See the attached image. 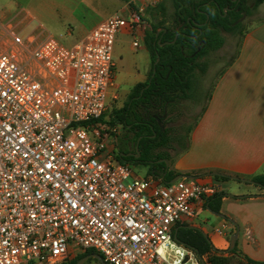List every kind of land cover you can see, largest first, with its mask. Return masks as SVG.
Wrapping results in <instances>:
<instances>
[{"label": "built area", "instance_id": "built-area-1", "mask_svg": "<svg viewBox=\"0 0 264 264\" xmlns=\"http://www.w3.org/2000/svg\"><path fill=\"white\" fill-rule=\"evenodd\" d=\"M144 24L116 14L69 48L0 32V264H64L87 250L106 264L193 261L175 227L219 184L136 178L110 146L122 126L100 121L118 99L117 36L130 27L138 48Z\"/></svg>", "mask_w": 264, "mask_h": 264}, {"label": "crops", "instance_id": "crops-1", "mask_svg": "<svg viewBox=\"0 0 264 264\" xmlns=\"http://www.w3.org/2000/svg\"><path fill=\"white\" fill-rule=\"evenodd\" d=\"M114 1L118 10L104 16L81 36L85 38L100 23L116 14L129 17L135 12L132 4L145 23L142 43L136 49L144 47L150 57L144 42L149 36L144 17L164 0H153L155 7H148L145 0ZM132 33L128 27L121 35L132 37L134 42ZM148 75L134 87L145 83ZM120 88L118 84V90ZM113 141L111 147H115ZM168 163L167 170L172 173L217 182L220 193L225 195L219 213L224 218L213 214L207 202L197 205L196 216L185 219L175 230L199 229L217 251H226L231 236L239 229L238 250L251 260L264 263V190L243 181L264 175V20L246 30L233 60L215 80L206 105L190 132L187 149ZM217 176H227L230 180L216 179ZM135 177L153 176L148 174V167H144Z\"/></svg>", "mask_w": 264, "mask_h": 264}, {"label": "rangeland", "instance_id": "rangeland-1", "mask_svg": "<svg viewBox=\"0 0 264 264\" xmlns=\"http://www.w3.org/2000/svg\"><path fill=\"white\" fill-rule=\"evenodd\" d=\"M174 2L164 0L162 6L145 14L144 19L149 27L147 34H153L156 28L160 31L162 26L176 30L178 20ZM115 4L114 0H0V32L13 26L24 31V34L35 37L34 45L52 36L69 48L84 38L81 35L85 30H89L104 16L116 12L118 8ZM245 8L246 17L239 26L229 33L219 31L220 41L216 44V49L207 52L195 63L186 98L179 92L172 98L173 102L165 103L163 99L157 105H148L147 110L137 107V115L142 121H150L164 132L165 141L155 142L153 145L152 159L160 157L171 162L181 151L187 149L190 132L206 105L215 80L233 60L246 30L264 20V0H247ZM145 40L146 37L144 42ZM113 61L116 82L121 88L115 91L118 99L110 102L108 112L124 107L134 84L149 74L144 82L148 81L151 69L147 50L144 47L134 48L133 38L122 36L121 33L117 36ZM106 120H110L109 115L105 117ZM113 145L119 152H133L136 136L130 129L119 128V135ZM133 169L135 174L140 175L144 167L133 166ZM192 256L193 261L188 264H202L194 251ZM203 259L208 264L207 257ZM85 264L99 263L89 259Z\"/></svg>", "mask_w": 264, "mask_h": 264}, {"label": "trees", "instance_id": "trees-1", "mask_svg": "<svg viewBox=\"0 0 264 264\" xmlns=\"http://www.w3.org/2000/svg\"><path fill=\"white\" fill-rule=\"evenodd\" d=\"M174 1L178 20L176 30L162 26L160 31L156 28L153 34L145 40V46L151 57V72L148 81L137 84L132 89L124 107L113 109L100 119L104 121L109 115L110 125H121L125 129H130L136 136L135 149L131 152L132 157L124 158L122 154L125 152H119L120 162L132 166L148 167L149 175L160 177L164 182H170L178 176L167 170L166 163L159 162L162 158L158 157L155 160L151 158L155 142L165 141L164 132L156 124L142 121L137 115V107L147 110L148 105H157L159 100L164 99L165 103L173 102L172 98L179 92L186 98L195 63L207 52L216 49V44L220 41L219 31L229 33L239 26L246 13L247 0ZM131 8L138 12L132 4ZM158 58L160 61L156 64ZM215 178L223 181L230 180L227 176ZM251 180L264 190V175L255 176ZM224 196V193H220L210 199L207 203L208 207L215 213H221ZM177 236L178 240L188 248L196 250L201 257H207L208 264H264L251 260L242 254L237 246L227 254L217 251L199 229L180 228ZM91 254L99 253L87 250L64 264H78L82 258ZM93 260L98 262L96 259Z\"/></svg>", "mask_w": 264, "mask_h": 264}, {"label": "water", "instance_id": "water-1", "mask_svg": "<svg viewBox=\"0 0 264 264\" xmlns=\"http://www.w3.org/2000/svg\"><path fill=\"white\" fill-rule=\"evenodd\" d=\"M244 18H245V17H243V19H244ZM243 19H242V20H243ZM159 61H160V59L158 58V61L156 62V64H158ZM124 155H125V154H122V156H124ZM125 156H128V155H125ZM160 162H164V163H166V167L168 168L169 163H168L166 160H161ZM213 175H216V174L213 173ZM195 178H196V177H194V176H190V175H178L176 178H174V179H173L172 181H170V182H176V181H178V180H180V179L194 180ZM243 181L246 182V183H252V184H255V182H253L252 180L244 179ZM166 183H169V182H166ZM262 197H264V195H262ZM209 210H210L213 214H215V215H217V216H219V217H221V218H224V216H223L222 214L215 213V212H213L210 208H209ZM189 228H190V227H189ZM178 230H179V228H177V229L175 230V239H176L179 243H181V242L178 240V236H177V234H178ZM204 235H205V234H204ZM205 237L208 238L206 235H205ZM238 237H239V229H238V230H237V231L231 236V238H230V247H229V249L226 250V251H219V252H221V253H230V252H232V251L236 248V246H237ZM208 239H209V238H208ZM181 244H183V243H181ZM183 245L186 246L185 244H183ZM186 247H187V246H186ZM191 250L194 251V252L198 255L199 260H200V262H201L202 264H206L205 261H204V259H203V257H201V256L198 254V252H197L196 250H194V249H191ZM89 259H96V260L98 261L99 264H106L105 261L103 260L102 256L99 255V254H91V255H88V256L82 258V259L78 262V264H85Z\"/></svg>", "mask_w": 264, "mask_h": 264}, {"label": "flooded vegetation", "instance_id": "flooded-vegetation-1", "mask_svg": "<svg viewBox=\"0 0 264 264\" xmlns=\"http://www.w3.org/2000/svg\"><path fill=\"white\" fill-rule=\"evenodd\" d=\"M226 12H227V11H226ZM243 17H246V15H243ZM243 17H242V19H243ZM242 19H241L240 22H242V21L244 20V19H243V20H242ZM125 155H128V156H125ZM125 155L123 156L124 158H130V157H132L133 154H132L131 152H128V151H127V152H125Z\"/></svg>", "mask_w": 264, "mask_h": 264}]
</instances>
